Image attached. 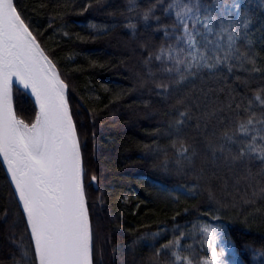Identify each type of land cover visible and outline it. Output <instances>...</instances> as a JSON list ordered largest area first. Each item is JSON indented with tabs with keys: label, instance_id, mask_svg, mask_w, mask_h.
Wrapping results in <instances>:
<instances>
[{
	"label": "trees",
	"instance_id": "16d2710c",
	"mask_svg": "<svg viewBox=\"0 0 264 264\" xmlns=\"http://www.w3.org/2000/svg\"><path fill=\"white\" fill-rule=\"evenodd\" d=\"M170 3L14 0L67 85L82 156L92 264H183L173 252L199 264L210 258L204 229L230 242L241 264H264V161L256 154L233 158L239 141L250 143L254 134L239 135L238 125L264 113L255 99L264 98V0H236L247 7L231 12L221 0L213 27L234 26L241 35L236 47L247 59L231 60L232 71L226 65L194 68L182 81L164 71L171 61L155 59L181 34L174 27L178 9L166 11ZM12 100L17 117L31 123L32 100L17 88ZM170 241L178 243L164 248ZM0 264H37L1 162Z\"/></svg>",
	"mask_w": 264,
	"mask_h": 264
},
{
	"label": "snow or ice",
	"instance_id": "6c2138e0",
	"mask_svg": "<svg viewBox=\"0 0 264 264\" xmlns=\"http://www.w3.org/2000/svg\"><path fill=\"white\" fill-rule=\"evenodd\" d=\"M220 6L221 0H212V4H203L201 0H172L166 11L178 9L174 27L181 34L176 36L175 45L162 47L155 57L158 61H171L172 66L164 68L165 72L176 73L182 81L194 68L212 70L226 65L228 71H232L231 60L243 63L247 59L236 47L241 35L234 26L221 23L219 30L213 27L212 22L216 20L213 11ZM245 7L236 0L231 4L227 0L224 3L228 12ZM236 16L240 19L241 13L237 11ZM248 24L245 17L243 26L247 28ZM180 44L183 47H177ZM14 79L24 89H30L35 98L37 110L31 123L18 118L13 110ZM157 86L167 88V85ZM66 89L55 64L37 42L14 0H0V157L22 204L39 264H92L82 156ZM255 99L264 107V98L260 94ZM180 116L184 117L186 113L181 112ZM182 122L177 120L176 123ZM236 132L244 137L250 132L254 134L250 143L239 141V153L233 158L256 154L264 161V144L256 143L257 139L264 141V113L261 118L250 115L238 125ZM225 138L230 143H237L227 133ZM224 150L222 145L220 151ZM204 231L209 236L211 257L199 264H225L221 257L225 248H231L230 242L224 240V246L217 252V236L208 229ZM174 243L178 242L170 241L164 248H170ZM173 256L177 262L193 264L191 257L175 252Z\"/></svg>",
	"mask_w": 264,
	"mask_h": 264
},
{
	"label": "water",
	"instance_id": "95a60500",
	"mask_svg": "<svg viewBox=\"0 0 264 264\" xmlns=\"http://www.w3.org/2000/svg\"><path fill=\"white\" fill-rule=\"evenodd\" d=\"M13 88H17V89L23 91V92H24V93H25V94H26V95L32 100V102H33L34 105H35V98L31 95V90H30V89H27V90L24 89L22 85H18V84L16 83L15 79L13 80L12 92H13ZM66 93H67V89H66ZM12 102H13V100H12ZM35 108H36V105H35ZM13 110H14V108H13ZM36 110H37V109H36ZM0 162H1L2 166H3V168H4V171H5V173H6L7 177H8V180H9V182H10V184H11V187H12V190H13V192H14V194H15V197H16V200H17V202H18V205H19V207H20V209H21V211H22V213H23L22 204L19 202V197H18V195L15 193V185H14V184L12 183V181H11V175L8 173V171H7V166L4 164L2 157H0ZM82 168H83V164H82ZM23 215H24V214H23ZM24 217H25V220H26V223H27L26 216L24 215ZM89 221H90V220H89ZM27 226H28V225H27ZM90 229H91V225H90ZM28 230H29L30 237H31V231H30L29 227H28ZM31 240H32V238H31ZM32 244H33L34 253H35V245H34V241H32ZM91 244H92V235H91ZM35 258H36V262H37V264H39L38 259H37V257H36V254H35ZM91 261H92V253H91Z\"/></svg>",
	"mask_w": 264,
	"mask_h": 264
},
{
	"label": "rangeland",
	"instance_id": "374dc122",
	"mask_svg": "<svg viewBox=\"0 0 264 264\" xmlns=\"http://www.w3.org/2000/svg\"><path fill=\"white\" fill-rule=\"evenodd\" d=\"M211 232L213 233V235L217 236L216 248H217V252H219L220 248L224 246L223 240L221 239L217 230L212 229ZM208 244H209V236H208ZM210 257H211V250H210ZM221 260H223L225 262V264H241L237 260L236 254L232 248H225V254L223 257H221Z\"/></svg>",
	"mask_w": 264,
	"mask_h": 264
}]
</instances>
